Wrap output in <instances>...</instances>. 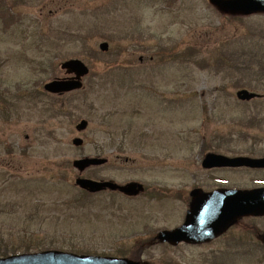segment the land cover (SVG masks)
<instances>
[{
    "label": "rangeland",
    "instance_id": "rangeland-1",
    "mask_svg": "<svg viewBox=\"0 0 264 264\" xmlns=\"http://www.w3.org/2000/svg\"><path fill=\"white\" fill-rule=\"evenodd\" d=\"M8 4L15 20L0 17V235L115 255L148 230L173 227L179 205L168 204L175 217L164 218L144 198L83 202L78 177L177 182L197 168L202 139L264 138V100L236 98L241 89L264 95V15L225 16L208 0ZM68 60L89 68L84 89L47 94ZM81 120L89 126L78 133ZM77 137L83 146L72 145ZM82 157L109 164L80 175L72 163Z\"/></svg>",
    "mask_w": 264,
    "mask_h": 264
},
{
    "label": "flooded vegetation",
    "instance_id": "flooded-vegetation-1",
    "mask_svg": "<svg viewBox=\"0 0 264 264\" xmlns=\"http://www.w3.org/2000/svg\"><path fill=\"white\" fill-rule=\"evenodd\" d=\"M0 12H9L8 0H0ZM196 169L182 170L177 182L166 179L144 185V198L163 211L169 203H177V220L173 230L184 228V240L177 244L159 243V232L144 233L138 248L131 249L136 262L142 264H264V138H209L197 147ZM208 154L224 157L222 162L232 165L204 167ZM246 163L238 164V160ZM164 173V172H161ZM219 192L217 195L216 193ZM228 192L243 193L245 214L226 222L218 217V209L227 207L232 213L239 198ZM261 194V195H260ZM260 196V197H259ZM253 208V210H252ZM230 209V210H229ZM164 218L175 217L163 213ZM132 238L136 240V235ZM26 249L24 237L0 235V258L42 252L41 242ZM31 246V245H30ZM162 247L153 250L151 247Z\"/></svg>",
    "mask_w": 264,
    "mask_h": 264
},
{
    "label": "water",
    "instance_id": "water-1",
    "mask_svg": "<svg viewBox=\"0 0 264 264\" xmlns=\"http://www.w3.org/2000/svg\"><path fill=\"white\" fill-rule=\"evenodd\" d=\"M214 7H216L221 13L228 15H241L249 16L258 13H264V0H210ZM102 51L108 50V44L101 45ZM62 68L67 70L68 74H75L76 78L73 80H55L45 86V90L53 94H63L73 90H78L82 87L81 79L88 75L89 71L87 67L79 60H71L66 62ZM255 94H251L247 91H241L238 93L240 100H251L255 97ZM87 122H82L77 128L79 131L85 130ZM82 140L77 139L74 141L76 146L82 145ZM215 158V157H213ZM106 161L103 159H90L84 158L74 162V167L80 172H83L91 166H99ZM77 185L82 189H85L91 193H97L105 189L112 191L119 190L129 196L137 195L142 188L136 184H129L125 187L118 186L112 183H100L85 179H78ZM261 195V194H260ZM260 197V196H259ZM243 199V198H242ZM239 214H242L244 209L242 207H236ZM260 212H264V207H258ZM238 216V215H236ZM235 216V217H236ZM230 220V219H229ZM183 229H179L173 232H164L159 236L161 241L178 242L182 240ZM0 264H134L126 259H100L94 257L76 256L71 254H65L61 252H45L38 255H25L15 256L5 260H0Z\"/></svg>",
    "mask_w": 264,
    "mask_h": 264
},
{
    "label": "trees",
    "instance_id": "trees-1",
    "mask_svg": "<svg viewBox=\"0 0 264 264\" xmlns=\"http://www.w3.org/2000/svg\"><path fill=\"white\" fill-rule=\"evenodd\" d=\"M87 197H88V195L86 193L82 192L80 200L86 199Z\"/></svg>",
    "mask_w": 264,
    "mask_h": 264
}]
</instances>
